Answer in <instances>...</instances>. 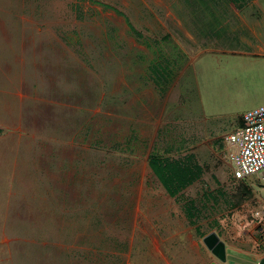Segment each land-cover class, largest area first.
<instances>
[{"label":"rangeland","instance_id":"1","mask_svg":"<svg viewBox=\"0 0 264 264\" xmlns=\"http://www.w3.org/2000/svg\"><path fill=\"white\" fill-rule=\"evenodd\" d=\"M233 10L0 0V264H258L264 185L242 180L252 196L235 205L223 139L264 104V67L236 54L250 48ZM152 65L167 68L160 85ZM165 149L202 168L174 198L147 164ZM189 201L203 236L225 244L224 263L188 222Z\"/></svg>","mask_w":264,"mask_h":264},{"label":"trees","instance_id":"2","mask_svg":"<svg viewBox=\"0 0 264 264\" xmlns=\"http://www.w3.org/2000/svg\"><path fill=\"white\" fill-rule=\"evenodd\" d=\"M214 1V0H210ZM224 2H231L239 7L244 6L249 3L250 0H222ZM132 33L141 37V34L135 32V29L130 26ZM151 72H153L154 82L160 85L161 81L166 80V74L163 76V72L167 68H161V66L152 65L150 67ZM170 149H165L164 153L151 152L147 158L148 168L150 169L152 175L156 178L159 184L163 187L164 191L171 198L177 197L183 190L194 184L202 173V168L195 161V156L193 154L183 155L181 157H170ZM242 182V181H241ZM241 182L236 188V199L235 205L242 202V198L247 196L251 197V189ZM185 216L188 222L194 226L195 233L202 237L203 234L200 231V227L195 223V218L198 217L197 208L193 205V202H188L185 207Z\"/></svg>","mask_w":264,"mask_h":264},{"label":"built area","instance_id":"3","mask_svg":"<svg viewBox=\"0 0 264 264\" xmlns=\"http://www.w3.org/2000/svg\"><path fill=\"white\" fill-rule=\"evenodd\" d=\"M241 118V126L224 137L233 178L256 175L264 185V104L246 110Z\"/></svg>","mask_w":264,"mask_h":264},{"label":"crops","instance_id":"4","mask_svg":"<svg viewBox=\"0 0 264 264\" xmlns=\"http://www.w3.org/2000/svg\"><path fill=\"white\" fill-rule=\"evenodd\" d=\"M229 4H233L229 2ZM235 5V4H234ZM264 5V0H250L249 3L245 4L240 8V12L237 14L235 10H233L234 14L236 17V23L235 27L236 30H240V34L242 37V41L245 43L247 47L250 48V50L246 51H241L237 52L236 54H241L244 58H247L248 60L255 61L254 63L256 65L260 64L261 66L264 67V33L261 31L263 28L261 27V24L258 23L260 17L258 16V12L261 11V15L264 17V10H261ZM249 8V9H257L253 10L251 13H255L253 16L251 13L249 16L252 18H255L253 21L248 19L247 13L244 11V9ZM256 15V16H255ZM233 19V18H232ZM234 21V20H233ZM251 21V22H250ZM259 25V29H258ZM252 39H263L261 42L258 44L260 45H254L252 44L251 40ZM260 61H262L260 63ZM256 68V67H255ZM239 125L242 123L241 116L239 118ZM216 142H220L219 140H216ZM257 236V235H256ZM257 240V239H256Z\"/></svg>","mask_w":264,"mask_h":264},{"label":"water","instance_id":"5","mask_svg":"<svg viewBox=\"0 0 264 264\" xmlns=\"http://www.w3.org/2000/svg\"><path fill=\"white\" fill-rule=\"evenodd\" d=\"M202 242L220 263H224L226 261L225 244L219 239L217 235L214 233L208 234L202 238ZM210 264L218 263L211 262ZM258 264H264V257L259 260Z\"/></svg>","mask_w":264,"mask_h":264},{"label":"clouds","instance_id":"6","mask_svg":"<svg viewBox=\"0 0 264 264\" xmlns=\"http://www.w3.org/2000/svg\"><path fill=\"white\" fill-rule=\"evenodd\" d=\"M242 115V114H241ZM240 115V116H241ZM242 119V118H241ZM242 124V123H241ZM241 125H239L238 127H240ZM237 128V127H236ZM233 131V130H232ZM231 131V132H232ZM230 133V132H229ZM228 134V133H227ZM226 134V135H227ZM225 135V136H226ZM224 136V137H225ZM223 143L225 144V146H226V148H225V150H224V152H223V156H224V160L228 163V165H229V167L231 168V165H230V162L228 161V158H227V156H228V153H229V147H228V145L225 143V141H224V139H223ZM219 148H221V147H219ZM231 175H232V170H231ZM247 178V177H246ZM245 179V178H244ZM244 179H240V180H236V179H234L233 178V175H232V180L234 181V182H241L242 180H244ZM208 235V234H207ZM206 236V235H205ZM204 236H202V238H203ZM226 251V250H225ZM225 256H226V254H225ZM263 258V257H262ZM259 263V262H258Z\"/></svg>","mask_w":264,"mask_h":264}]
</instances>
